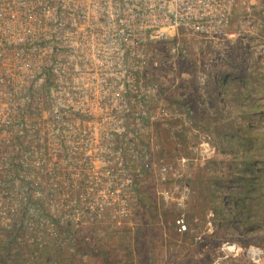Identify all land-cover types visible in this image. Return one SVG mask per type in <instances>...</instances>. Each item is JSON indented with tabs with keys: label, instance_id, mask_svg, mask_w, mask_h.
Instances as JSON below:
<instances>
[{
	"label": "built area",
	"instance_id": "built-area-1",
	"mask_svg": "<svg viewBox=\"0 0 264 264\" xmlns=\"http://www.w3.org/2000/svg\"><path fill=\"white\" fill-rule=\"evenodd\" d=\"M237 1L0 0V232L44 248L61 227L89 242L85 227L130 224L145 179L158 201L182 207L187 186H170L157 141L154 123L172 112L150 51H178L181 37L217 63L219 45L241 33ZM254 54L264 65V41ZM174 226L187 230L183 214Z\"/></svg>",
	"mask_w": 264,
	"mask_h": 264
},
{
	"label": "rangeland",
	"instance_id": "rangeland-1",
	"mask_svg": "<svg viewBox=\"0 0 264 264\" xmlns=\"http://www.w3.org/2000/svg\"><path fill=\"white\" fill-rule=\"evenodd\" d=\"M234 11L241 33L219 45L215 64L196 40L150 51L151 75L172 112L154 123L157 141L175 173L170 186H187L184 205L158 201L145 179L130 224L115 227L108 218L81 229L89 242L73 243L60 227L61 239L44 248L0 232V264H264V65L254 54L264 41V0H238ZM179 214L183 233L173 223ZM248 247L262 254L250 259Z\"/></svg>",
	"mask_w": 264,
	"mask_h": 264
},
{
	"label": "trees",
	"instance_id": "trees-1",
	"mask_svg": "<svg viewBox=\"0 0 264 264\" xmlns=\"http://www.w3.org/2000/svg\"><path fill=\"white\" fill-rule=\"evenodd\" d=\"M173 223H174V221H173Z\"/></svg>",
	"mask_w": 264,
	"mask_h": 264
}]
</instances>
